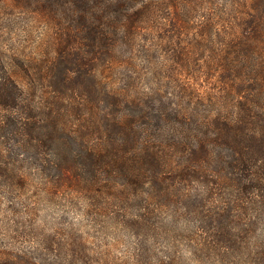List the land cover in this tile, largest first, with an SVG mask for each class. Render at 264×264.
<instances>
[{"label": "trees", "instance_id": "trees-1", "mask_svg": "<svg viewBox=\"0 0 264 264\" xmlns=\"http://www.w3.org/2000/svg\"><path fill=\"white\" fill-rule=\"evenodd\" d=\"M7 6L56 41L35 63L0 50L3 184L25 185L16 165L31 161L47 191L195 226L198 258L264 264V0ZM38 237L0 242V264H98L83 235Z\"/></svg>", "mask_w": 264, "mask_h": 264}, {"label": "rangeland", "instance_id": "rangeland-1", "mask_svg": "<svg viewBox=\"0 0 264 264\" xmlns=\"http://www.w3.org/2000/svg\"><path fill=\"white\" fill-rule=\"evenodd\" d=\"M7 2L0 0V50L7 61L35 63L44 53H53V32L31 11ZM31 81L38 84L36 77ZM15 171L25 173L27 183L10 188L3 184L6 175L0 165V242L28 244L38 241L39 233H74L83 235L98 264H236L215 256L198 258L195 226L174 225L170 213L150 222L143 219L139 200L105 193L95 201L97 208L90 207V199L77 194L54 187L47 191L46 177L31 161H19Z\"/></svg>", "mask_w": 264, "mask_h": 264}]
</instances>
